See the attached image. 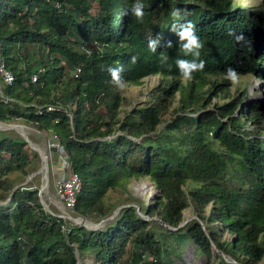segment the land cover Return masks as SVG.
I'll list each match as a JSON object with an SVG mask.
<instances>
[{"label": "trees", "instance_id": "16d2710c", "mask_svg": "<svg viewBox=\"0 0 264 264\" xmlns=\"http://www.w3.org/2000/svg\"><path fill=\"white\" fill-rule=\"evenodd\" d=\"M142 2L141 22L131 15L135 0H0V57L13 78L0 77V122L30 126L64 150L81 185L73 213L108 217L116 209L109 194L130 195L134 180L156 191L143 216L129 205L97 230L67 224L43 208L37 188L19 186L36 156L0 131V264H183L188 244L208 264L263 261L264 105L243 104L239 86L233 99L225 69L264 82V2ZM188 21L205 61L192 81L176 61L193 57L171 31ZM156 37L154 53L148 41ZM118 65L123 90L110 83L108 69ZM148 77L158 84L132 105L125 89ZM189 208L196 219L185 222Z\"/></svg>", "mask_w": 264, "mask_h": 264}, {"label": "rangeland", "instance_id": "374dc122", "mask_svg": "<svg viewBox=\"0 0 264 264\" xmlns=\"http://www.w3.org/2000/svg\"><path fill=\"white\" fill-rule=\"evenodd\" d=\"M239 2L243 7L248 9H258L262 6L264 0H235ZM94 12V11H93ZM151 81L144 84H141L139 86H129L125 89L124 96L130 101L132 105L138 106L141 104H144V102L148 99V93L158 84V78L157 77H151ZM239 86V87H238ZM246 90V99L243 102V104L252 105L254 103H259L261 105H264V82L260 81L259 79L253 77V76H243L239 77V82L237 84H233L232 86V98L237 97V90L236 88ZM0 96L1 89H0ZM178 98V94H177ZM222 100L213 98L212 103L218 104ZM174 106H177V103H174ZM129 108V106H128ZM238 111H236L235 114H237ZM5 125H22L28 130V134H31L29 136V140L33 142L34 144H42L44 149L47 152L48 156V166L46 174L44 175L41 173L42 169V161L38 153H36L30 146L29 142L27 144V148L30 150L31 153H33L36 156L37 162V169L34 171L28 178L25 179L19 186H27L30 189L37 188L39 190V198L40 201L43 204V208L50 214H53L55 216H63V211H59L57 207H60L56 204V194H55V184L58 178V172L62 165L61 160V153L59 152V145L58 143L52 139L51 137L47 136L46 134L37 131L36 129L27 126L25 124L15 122L12 124H5ZM247 130L254 129L252 126H247ZM3 131V130H0ZM5 131H11L15 133L16 135L20 136L24 141L26 140L22 135H20L18 132L14 130H5ZM261 139H264L262 137ZM45 189V190H43ZM128 189L130 191V195L125 194L122 190H118L115 192H111L109 194V197H111L112 201L114 202V205L116 206V209L114 212L109 215L108 217L104 219H85L73 212H68V215L71 216L73 220L64 218L63 220L67 224L71 225H78L74 219H83L95 230L103 228L105 225L110 224L113 222L115 217L117 216L118 212L124 208H127L129 205L132 206L136 212L143 216L141 213V207L146 206L151 203V200L153 199L154 195L156 194L154 186L148 182L145 179H138L132 181L128 185ZM41 192V193H40ZM48 194V195H47ZM47 196V197H46ZM156 197V196H155ZM208 209H206V212ZM65 212V211H64ZM155 219V218H154ZM196 219L195 213L192 208H189L184 212V220L185 222H189L191 220ZM151 221V220H149ZM79 226V225H78ZM229 238V236H227ZM215 252H218L215 250ZM219 253V252H218ZM223 258H226V260L230 263H233L231 259L226 257L224 254L219 253ZM85 264H92L91 257H88L84 260ZM182 263L183 264H208L207 258L203 254H198L192 244H188L185 248H183L182 251ZM261 264H264V259L261 262Z\"/></svg>", "mask_w": 264, "mask_h": 264}, {"label": "clouds", "instance_id": "9594fccd", "mask_svg": "<svg viewBox=\"0 0 264 264\" xmlns=\"http://www.w3.org/2000/svg\"><path fill=\"white\" fill-rule=\"evenodd\" d=\"M131 15L137 20L143 21L144 18V4L142 0H135L132 5ZM127 14V12H125ZM171 31L175 32L179 37L180 48L182 49L185 56H191L193 59H177L176 67L178 69L180 77L184 81H192L194 79V74L202 72L205 69V61L199 59L200 50L203 48L200 37L196 34L195 25L188 21L179 26L172 25ZM160 37L155 39L151 38L148 41V48L152 52H156L157 47L160 44ZM237 39H242V37H237ZM172 42H167V47L171 48ZM163 61L166 62L168 57L164 55L162 57ZM133 63L136 62V57H131ZM109 75L111 77L110 83L114 85L118 90H123L126 86V81L123 77L124 67L123 65H118L116 67H110L108 69ZM225 79L231 84H237L239 82V73L232 67L225 69ZM264 237V234H261Z\"/></svg>", "mask_w": 264, "mask_h": 264}, {"label": "built area", "instance_id": "2783aa9c", "mask_svg": "<svg viewBox=\"0 0 264 264\" xmlns=\"http://www.w3.org/2000/svg\"><path fill=\"white\" fill-rule=\"evenodd\" d=\"M80 73V70L77 69L75 72H73L72 77L76 78L78 74ZM0 77L3 79V81L6 84H10L12 82V76L10 73L5 71L4 69V64L3 61L1 60L0 57ZM36 77L33 76L31 79V82H35ZM151 79L150 77L145 78L144 82L148 83L150 82ZM48 110H51V108H48ZM59 152L61 153V160H62V165L61 168L58 172V178L55 184V194H56V204L59 205L60 207H57L59 211H63L62 215L63 216H57L62 219L67 218L70 220H73L71 216L68 215V212H73V209L76 204V199L77 196L80 192V180L77 177L76 174H74L70 170V165L66 160V155L64 150L59 146ZM65 211V212H64ZM79 219V218H77ZM75 220V219H74Z\"/></svg>", "mask_w": 264, "mask_h": 264}, {"label": "bare ground", "instance_id": "6f19581e", "mask_svg": "<svg viewBox=\"0 0 264 264\" xmlns=\"http://www.w3.org/2000/svg\"><path fill=\"white\" fill-rule=\"evenodd\" d=\"M12 129L16 132H18L20 135H22L30 144L31 148L39 154L41 161H42V169H41V173H43L44 175L46 174L47 171V166H48V156H47V152L44 149L42 144H34L33 142H31L29 140V136H31V134H28V130L22 126V125H11V126H4L2 124H0V129ZM45 190V189H43ZM48 195V194H47ZM47 197V196H46ZM76 223L78 224H83L87 227H92V225H90L89 223H87L86 221H81L80 219H75L74 220Z\"/></svg>", "mask_w": 264, "mask_h": 264}, {"label": "water", "instance_id": "95a60500", "mask_svg": "<svg viewBox=\"0 0 264 264\" xmlns=\"http://www.w3.org/2000/svg\"><path fill=\"white\" fill-rule=\"evenodd\" d=\"M0 124H2V125H4V126H11V125H5V124H3V123H1L0 122ZM0 130H3V131H5V130H12V129H8V128H6V129H0ZM25 142H27L28 143V141L27 140H25ZM41 193V192H40ZM41 204H42V202H41ZM42 206H43V204H42ZM81 221H84L83 219H80ZM78 224V223H77ZM79 226H82V227H84V228H86V229H88V230H95V229H91V228H89V227H87V226H85V225H83V224H78ZM225 259V262L226 263H230V262H228L227 260H226V258H224Z\"/></svg>", "mask_w": 264, "mask_h": 264}]
</instances>
